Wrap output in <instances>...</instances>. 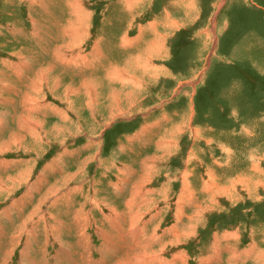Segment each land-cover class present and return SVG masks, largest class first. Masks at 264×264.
<instances>
[{"label":"rangeland","instance_id":"1","mask_svg":"<svg viewBox=\"0 0 264 264\" xmlns=\"http://www.w3.org/2000/svg\"><path fill=\"white\" fill-rule=\"evenodd\" d=\"M0 264H264V0H0Z\"/></svg>","mask_w":264,"mask_h":264}]
</instances>
